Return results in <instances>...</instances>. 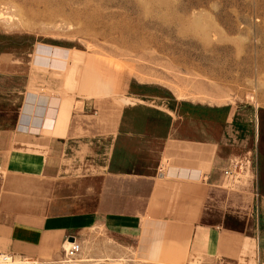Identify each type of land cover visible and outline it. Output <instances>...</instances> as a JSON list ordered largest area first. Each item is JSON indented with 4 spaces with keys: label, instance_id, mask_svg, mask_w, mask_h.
I'll return each instance as SVG.
<instances>
[{
    "label": "crops",
    "instance_id": "1",
    "mask_svg": "<svg viewBox=\"0 0 264 264\" xmlns=\"http://www.w3.org/2000/svg\"><path fill=\"white\" fill-rule=\"evenodd\" d=\"M20 63H0L1 251L54 255L67 236L100 227L152 264H249V213L226 209L232 196L247 202L223 178L241 156L230 111L215 120L174 97H144L129 80L92 100L59 90L57 75L56 91H31L30 63Z\"/></svg>",
    "mask_w": 264,
    "mask_h": 264
},
{
    "label": "rangeland",
    "instance_id": "2",
    "mask_svg": "<svg viewBox=\"0 0 264 264\" xmlns=\"http://www.w3.org/2000/svg\"><path fill=\"white\" fill-rule=\"evenodd\" d=\"M9 59L29 61L24 85L31 91H56L57 75L59 90L92 100L121 93L129 80L144 97H174L180 108L215 120L230 111L238 123L234 155L248 161L223 178L247 202L234 204L229 195L225 208L235 218L248 211L249 264H264V0H0V63ZM72 236L79 244L73 257L64 239L54 255L4 251L15 258L6 264H152L100 227Z\"/></svg>",
    "mask_w": 264,
    "mask_h": 264
},
{
    "label": "built area",
    "instance_id": "3",
    "mask_svg": "<svg viewBox=\"0 0 264 264\" xmlns=\"http://www.w3.org/2000/svg\"><path fill=\"white\" fill-rule=\"evenodd\" d=\"M247 161L248 160L245 159L244 157L241 160L240 159L237 160L235 157L230 158L226 168L223 170V175L227 177H232L233 170L235 168L240 169V166ZM65 242L67 243V246L64 249L65 255L69 257H73L79 249V244L77 240L72 235H69L65 238ZM14 260L15 258L12 254L7 252H0V264L12 263Z\"/></svg>",
    "mask_w": 264,
    "mask_h": 264
}]
</instances>
